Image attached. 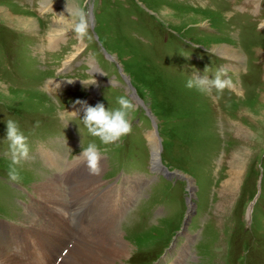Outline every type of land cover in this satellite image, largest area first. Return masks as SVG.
<instances>
[{"label": "rangeland", "instance_id": "374dc122", "mask_svg": "<svg viewBox=\"0 0 264 264\" xmlns=\"http://www.w3.org/2000/svg\"><path fill=\"white\" fill-rule=\"evenodd\" d=\"M72 9L87 19L82 37L70 26ZM224 43L242 56H224ZM206 66L226 67L231 86L212 94L185 87L193 67L202 73ZM122 94L134 105L131 131L101 144L71 112L83 115L74 102L115 105ZM7 119L19 122L30 145L15 181ZM152 132L161 147L156 165ZM91 140L103 150L105 169L89 200L109 187L94 213L110 218L109 209L120 210L127 242L126 255L108 264H264V0H0V220L27 226L28 210L38 209L40 217L35 198L48 201L41 187L60 176L42 150L54 149L59 166L74 161L76 179L60 186L68 201L75 183L92 179L78 155ZM81 206L71 213L73 225L63 220L72 235L42 231L51 250L48 257L37 250L39 259H51L75 229L97 236L95 224L83 222L91 207L83 215Z\"/></svg>", "mask_w": 264, "mask_h": 264}, {"label": "bare ground", "instance_id": "6f19581e", "mask_svg": "<svg viewBox=\"0 0 264 264\" xmlns=\"http://www.w3.org/2000/svg\"><path fill=\"white\" fill-rule=\"evenodd\" d=\"M72 11H75L77 13L79 10L72 9ZM59 30L55 32L60 33ZM58 39L59 37L54 35L51 38V43L56 44ZM221 49H222V52L220 53L224 54V56H230V57H236V58L242 56V54L239 53L237 48L230 46V44L228 43H224ZM97 68H99V70ZM93 72L95 73V75L97 74L98 77L99 76L102 77V75L104 74L103 70H101V68L95 64L93 66ZM176 79L177 78H175V80ZM178 80L179 79H177V81ZM141 91L139 89V92ZM139 92H138V95H139ZM155 136L157 137L156 132H152L148 135V138L151 141V145L153 149V159H154L153 163L156 165L160 163L159 150L161 149V147L159 145L160 141L159 140H158L159 142L156 141L157 138ZM53 150L54 149H48V151L45 150V152L43 151L44 155H43V152H42V155H43L45 162H47L48 164H51L52 166H56L59 168V171L57 174L60 173V176L53 178L54 180L52 181L48 180L44 182L43 183L44 186L41 187L39 196H41L42 199H47V200L49 199L48 201L38 200V198H35L37 202H40L43 204L42 210L40 212V217H39L40 209H38L34 211L28 210L30 214L28 215L29 221L28 220L26 221L27 226H18L17 224L8 223V222H4L0 220V231H4L7 235V240L5 236H2V241H5L7 245L12 249L11 251H7L6 247L0 248L1 249L0 264H12V263L13 264H30L20 254V251L25 252V250L30 249V248L35 249L31 253L32 254L31 257L33 260L38 256L37 255L38 249L40 251L39 255L43 253L46 255V257H48L50 255L49 251L51 250V248H49L46 245V237L42 231L47 230L48 232L54 233L58 235L59 237H62V232L64 233L70 232L69 235H72L71 230L63 226V220L65 222L67 221L71 213H73V211H75L78 206L82 205L81 203L84 198L88 199L89 203H91V201H93V203L91 206V211H88V213L84 215L83 222L94 223L95 224L94 228L97 231V234H96L97 236L91 239H89L90 237L83 238L82 233H85L86 231H88V228L87 230H83L82 232H80L79 235L75 233L71 241L72 247L69 249L67 253V257H66L67 260L65 258L62 264H108L109 262L113 261L114 259L118 257L125 256L127 252V246H126L127 242L123 237H121V232L119 231L120 225H117V221L119 219L118 213L120 212V210L109 209V211L111 212L110 218L101 217V215H103V210H96V213H94L95 209L93 208V206L99 203L102 196L106 195V197H108L107 191L109 190L108 189L109 187L106 189L100 190V193L96 192L93 195L91 201L89 200L91 198V194L93 193V190H89V189L93 188L97 183H100L101 178L99 177V175H101L100 172L105 169L104 168L105 164L103 165V162L101 163V165L99 166L100 170L98 173L91 172L92 179L88 181L85 186H82V185L77 186V184L75 183L74 192L76 195L71 190L72 196L68 197L67 195V198H68V201H67L65 198L66 189L64 187L68 183H70L72 180L76 179L77 173L75 174V171H74L76 168L71 167V165L74 163V161H71V160H68L67 165H63V161H62L61 162L62 165L59 166V164H57L56 162L57 160H56ZM57 155L60 156L59 154ZM61 158L63 159V157ZM55 176H56V173H55ZM61 185H63L64 187H60ZM227 187H228L227 190L230 191V188H229L230 186H227ZM63 188L65 191L63 190ZM130 189L132 191L134 188L130 187ZM61 194H63L64 196H62ZM97 199H98L97 203H94V201ZM57 201H61L60 206L57 205ZM110 201L112 202L111 199ZM85 202L87 201L85 200ZM67 214L69 216H67ZM59 240H61L62 243L56 244L55 245L56 247L57 246L61 247L62 244L64 243L65 245H67L69 242L67 241V237H65L64 239L60 238ZM2 241H0V244L2 243ZM77 243H78V246L75 248V245ZM73 249H76V251L70 253L71 250ZM46 257L44 256L41 259L37 257L34 262L33 261H30V262L32 264H44V262L47 260L46 264H49L50 259H47Z\"/></svg>", "mask_w": 264, "mask_h": 264}, {"label": "clouds", "instance_id": "9594fccd", "mask_svg": "<svg viewBox=\"0 0 264 264\" xmlns=\"http://www.w3.org/2000/svg\"><path fill=\"white\" fill-rule=\"evenodd\" d=\"M70 16H72L71 28L79 36H84L88 29V22L83 11L71 13ZM210 73L211 75H209ZM82 83L88 86L96 83V79L89 83H85V80L82 79ZM231 84L232 80L228 76V69L224 66H218L211 72L209 66H206L202 73L199 69L193 67V70L185 81V87L189 89L194 88L204 94H212L214 90L220 92L226 87H230ZM74 103L83 106V115L80 114L79 109L71 112L81 117L88 133L92 137L98 138L101 144L108 145L114 143L131 131L130 114L134 105L127 95H119L116 98L115 105L111 101L108 106L103 101L92 105L80 99ZM5 139L9 143L11 160L8 176L11 180L15 181L20 175L19 169L16 166L30 156L28 136L20 127L18 121L7 119ZM102 151L96 140H91L86 145L82 142L81 151L78 155L85 158L91 172L98 173Z\"/></svg>", "mask_w": 264, "mask_h": 264}, {"label": "trees", "instance_id": "16d2710c", "mask_svg": "<svg viewBox=\"0 0 264 264\" xmlns=\"http://www.w3.org/2000/svg\"><path fill=\"white\" fill-rule=\"evenodd\" d=\"M128 264H136V263L133 262V259H132Z\"/></svg>", "mask_w": 264, "mask_h": 264}]
</instances>
